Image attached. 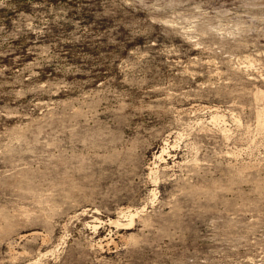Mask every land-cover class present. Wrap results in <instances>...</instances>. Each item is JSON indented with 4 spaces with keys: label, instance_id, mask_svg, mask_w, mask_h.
<instances>
[{
    "label": "rangeland",
    "instance_id": "obj_1",
    "mask_svg": "<svg viewBox=\"0 0 264 264\" xmlns=\"http://www.w3.org/2000/svg\"><path fill=\"white\" fill-rule=\"evenodd\" d=\"M263 110L264 0H0V264H264Z\"/></svg>",
    "mask_w": 264,
    "mask_h": 264
},
{
    "label": "bare ground",
    "instance_id": "obj_2",
    "mask_svg": "<svg viewBox=\"0 0 264 264\" xmlns=\"http://www.w3.org/2000/svg\"><path fill=\"white\" fill-rule=\"evenodd\" d=\"M258 118H259V124H260V128L264 129V110L259 112L258 114ZM168 145V144H167ZM168 149H166L165 147L162 149L161 153L158 155V159L162 160L164 159V153L167 152ZM131 221L133 220V218L135 217V214H131ZM130 223V222H129ZM133 223V222H132Z\"/></svg>",
    "mask_w": 264,
    "mask_h": 264
}]
</instances>
